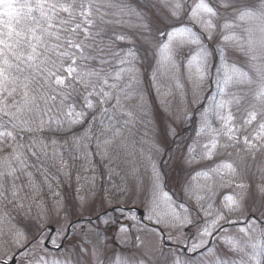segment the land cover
I'll list each match as a JSON object with an SVG mask.
<instances>
[{
	"label": "snow or ice",
	"instance_id": "obj_1",
	"mask_svg": "<svg viewBox=\"0 0 264 264\" xmlns=\"http://www.w3.org/2000/svg\"><path fill=\"white\" fill-rule=\"evenodd\" d=\"M163 8L168 10V15L163 19L154 17L146 20L140 13H135L140 19L139 27L148 33L145 37V46H152L151 33L155 31L159 39L156 42L154 55L156 57V69L153 71L152 79L156 80L157 72L161 70L179 72L184 74L193 84L194 91L198 89L205 80H210L211 68L215 67L217 78L214 81L216 92L212 95V103L204 108L202 113L201 127L197 130V136L207 133V143L203 145L202 159L211 160L217 154L220 139H226L221 148L239 147L245 155L255 157L257 153L264 152V65H251V68L259 77L258 90L255 99L260 102L261 107L248 111L243 122L237 124L234 115L227 109L231 104L240 103V97L227 93L226 89L233 84L252 83L247 72L242 71L235 65H228L225 61L223 50H220V64L209 63L210 53L204 46L203 37L211 40L214 30L217 27L216 21L220 18L221 10L226 11L232 7L230 0H195L188 3L187 0H160ZM155 7V5H153ZM114 8L120 12H131V6L123 3H113V0H0V198L8 200L10 193L12 199L9 203H16L17 187L15 180L17 173L24 170L26 166V153L37 155V151H46L48 144L55 149L58 144L57 134L71 131L72 128L84 125L87 122L84 136H77L73 133V143L80 147L81 140L87 136L95 122L100 120L101 134L111 132L103 141H97V148H104V155L107 156V149L113 141L121 136L122 129L114 126V118L125 117L122 120L124 125L132 124L135 114L125 107V103L133 99L135 89L133 85L138 82L139 72L136 67V52L132 48L123 51V55L115 50L114 41L111 37L105 41L107 32L105 25L114 21L106 19L107 9ZM191 21V26L185 23L183 17ZM237 19L241 21H258V27L264 34V0H260L258 9L249 10L246 6L240 10ZM165 21H168L165 23ZM153 24L162 25L153 27ZM199 28L197 32L195 29ZM221 27L229 30L233 25L229 22L223 23ZM124 35H115L116 41H125ZM223 41H236L239 38L235 34H225ZM249 48L252 47L251 38L248 41ZM261 49H264V35L260 41ZM187 49V53H184ZM243 51V49H240ZM184 55L186 63L178 64L176 57ZM252 60L257 59L252 56ZM118 65L115 70L113 66ZM222 73V75H220ZM126 81V82H125ZM41 84L44 89L39 96L44 101L43 109L37 104V95L34 94V85ZM82 89V91L80 90ZM228 95L231 99H224ZM216 96L221 97L217 100ZM75 97V98H74ZM59 98V107L56 112L50 115L56 106ZM139 110L143 112V96L138 103ZM32 113L36 114L33 118ZM214 114L220 127L212 126L209 115ZM91 117V119H89ZM105 117L107 120L105 121ZM67 125V127H65ZM21 133L30 134L23 137ZM51 133V135H46ZM176 137L175 129L169 127L163 136L162 142L167 143V136ZM27 139L29 142L24 143ZM67 143V138H65ZM153 147L163 153L164 149L156 143ZM87 148V145H84ZM10 150V151H9ZM189 153L193 151L191 145ZM186 163H192L188 159ZM153 168V203L162 201L171 214L173 221H178V229L183 230L193 225L189 218V210L184 209L183 215L177 212L172 203V197L160 186L161 173ZM216 173L228 177L223 181L221 187H232L233 181L238 179L236 169L232 163H219L205 172H197L192 177L195 180L199 176L210 177ZM31 183V174H27ZM264 179V177H262ZM11 181V186H7ZM239 189L234 195H225L221 205L213 208L212 204L203 210L206 219L204 226L198 233V239L188 245L185 241V250L188 253H198L206 258V264H227L216 254V250L209 245L215 238L217 232L223 231V222L236 223L228 219V214L243 211V201L251 185L241 182L235 184ZM79 191V190H78ZM255 191L264 198V183L255 186ZM123 195V192L120 193ZM236 196L239 199L235 198ZM77 200L84 203V197L77 196ZM201 198L197 197L199 201ZM113 213H123L124 209L113 205L110 197L107 201ZM23 208V204L18 205ZM39 207V205H37ZM202 207V205H201ZM213 212L215 213L213 215ZM42 212L38 213V216ZM264 216V212L261 213ZM149 219H153L150 215ZM97 221L104 224L113 223V218L108 210L96 216ZM134 219V217H133ZM90 224L91 220L88 221ZM157 225L177 227L175 223L165 222L159 216L154 221ZM245 224L261 225V232L264 234V219L256 217L245 219ZM77 224L68 220L57 236H67L68 230H75ZM129 227L120 225L119 234L129 232ZM39 236L27 239L24 231L17 229L14 232V241L17 246V254L23 252L29 264H99L101 249L99 244V232L97 242L91 247V251L83 242L78 248L65 252L66 259H49L46 241H51L53 248L59 251L62 243H57L55 238L46 235L43 226L37 230ZM82 232L83 229L81 228ZM246 233L245 228L240 229ZM224 243L232 249H237V242L231 237H222ZM91 243V242H89ZM254 249L258 246L253 245ZM241 251L243 249H240ZM264 255V247L254 252L250 259L256 264H261L260 256ZM14 260V256L9 257ZM9 260L0 259V264H9ZM108 264H149L147 257L122 258L116 256L110 259ZM173 264H184L179 257Z\"/></svg>",
	"mask_w": 264,
	"mask_h": 264
},
{
	"label": "rangeland",
	"instance_id": "obj_2",
	"mask_svg": "<svg viewBox=\"0 0 264 264\" xmlns=\"http://www.w3.org/2000/svg\"><path fill=\"white\" fill-rule=\"evenodd\" d=\"M247 1L249 4H246L245 0H230L232 7H229L226 11L221 10L220 18L216 21L217 27L214 30L213 38L209 40L207 35L203 37L204 46L210 53V64H215L216 66L220 64V50H223L226 58L225 62L228 65H235V56L234 54H230L231 50H233V53L240 51L241 48L244 49L243 51H247L246 32L248 30L249 21L237 19L238 12L243 10L242 8L245 6H248L247 8L251 10L252 6L250 5L256 0ZM187 2L194 3L195 0H187ZM213 2L219 3V0H213ZM113 3H123L131 6V12L123 11L118 15H113V13L117 11L114 8L106 10L108 13L106 19L117 22L120 30H118L116 26L113 28L112 23L105 26H107L106 28L109 33L113 30L114 35H124L126 37L125 41L129 43L130 47H124V50L127 48L134 49L137 56L136 67L139 72L138 82L133 85L135 95L133 99L125 103V107L132 110L135 114L134 122L129 125H124L122 120L125 117L118 115L114 118V126L116 128H121L122 133L113 143H116L121 149L130 153L128 159L125 158L124 160V163H127L125 167L129 170L124 175L125 183L123 195L120 199L113 200V205L121 207L124 211L122 214L118 211L115 212L121 215L119 221L114 219L115 213H109L114 221L111 223L112 226L110 228L106 229L108 224L97 221V214L110 207L107 203L108 198L105 195L97 193L96 181L98 180L93 173L96 171H91L86 174L84 177L85 179L83 177H76L78 183L82 184L80 190H82L81 197H84L83 204L76 198H73L74 201H70L71 204L66 202L61 203V201L51 202L47 201L49 200L48 198H41L43 197L42 194L40 197L37 196L41 198L38 209L35 210L34 214L26 216V222L34 224L32 229H35V226H39V229L43 226L44 229L48 225H53L56 230L52 238H55L57 243H60L63 235L57 236V232L62 230V226L68 220L73 221L82 217L84 220L77 222V228L72 230L71 238H74V242H77L74 244V248H78L83 242L88 246L89 251H91L92 245L97 242V232H99V244L97 245L101 249L99 264H108V261L114 259L116 256L129 259L147 257L149 259V264H173L177 257L184 261V264H202L201 262H206V259H211V257L206 258L205 256H201V258L196 259L197 257L195 256L196 258L194 257V261H189V258H187V260L182 258L181 252L175 249L176 246H170L171 248L164 249L161 234L157 228L162 229L168 242L185 247V241H187L188 245H190L198 239V233L204 226L205 220L212 218L204 217L203 210L207 209L209 204H212L214 209L219 207L223 196H235L236 192L239 191V189L235 187V184L244 182L252 187V190L247 193L243 201L244 210L228 214V219L234 220L236 223L223 222L224 230L215 234V238L212 240L210 247H213L216 250V254L227 261V264H235L234 259H229L232 248L226 245L222 239L224 236L231 237L238 245L236 253L241 256L238 261L242 264H256L250 257L254 252L259 251L260 247H264V245L262 242L260 244L258 242L256 244L258 247L256 249L252 248L254 252H251L249 247H252L256 237L260 236L258 232L259 224H245L244 221L250 215H255V217L249 220L256 218L257 215V217H260L261 213L264 212V198L255 191L256 185L264 183V179H262V177H264V152L257 153L255 157H252L250 155L246 156L242 148L239 147L224 149L221 148L220 145L225 144L227 141L222 138L218 144L217 154L214 155L211 160L202 159L203 145L207 143V133L199 137L196 133L201 127L204 108L212 103L211 97L216 92V85L214 83L218 75L216 68H211L210 80H205L195 91L193 84L188 80L183 69L179 72H175L174 75L171 70H161L157 72L156 80L153 81L152 74L156 69V57L154 52L159 37L155 31H153L151 33L152 46H145L144 40L145 37L148 36V33L139 27L141 21L135 13H140L146 20H152L153 16L163 19L168 15V10L161 6L160 0H136L133 3L134 6L131 4L130 0H113ZM153 5H155V7H153ZM183 19L185 23L191 26V21H189L186 16H184ZM226 21L233 25L229 30H224L221 27ZM167 22L168 21H165V23ZM156 26L162 25L153 24V27ZM135 29L136 31L134 33ZM195 30L197 32L200 31L198 27ZM225 34H235L239 38V42L223 41L222 37ZM134 45L142 46L145 50L144 53H142L144 58H142L143 61H141L139 56L140 53ZM225 47L227 50L229 49L230 59H228ZM247 48L250 49L249 45ZM183 51L186 54L188 50L184 49ZM120 54L123 55V51H121ZM148 56L149 58L147 60L146 58ZM176 60L178 64L186 63L184 55L177 56ZM113 67L115 70L119 66L114 65ZM237 67L248 73V70L242 66ZM220 75H222V73ZM248 75L251 77L252 83L230 85L229 88L226 89V92L241 98L240 91L245 90V92L254 99L259 86V77L253 76L251 72H249ZM141 96H143V112H141L138 107ZM231 98L232 97L228 95L224 97V99ZM216 99L219 100L221 97L216 96ZM254 101H256V99ZM241 103L240 99L239 104L233 103L225 109L226 112L230 111L234 115L237 124L243 122L248 110L251 109L250 105L247 108H243L240 106ZM260 106L261 104L256 106L255 102V107ZM56 108H58V106H55L53 111L49 114H55ZM243 111L247 112L244 113ZM192 118H195L194 122H196V126L192 125L193 127H189L187 130L189 133L190 128H193V133L190 134V137L192 135L191 138L183 135V141L180 142L182 145L180 146L171 145L170 141H172L174 137L170 135L167 136L166 144L162 142L163 136L169 127L175 129L176 134H178L183 128L191 125L189 121ZM89 119H91V117H89ZM104 119L106 121L107 117ZM209 119L213 127H220L214 114H210ZM65 127H67V125H65ZM87 127L88 125L86 122L84 125L72 128L71 131L58 133V144L55 146V149L51 145L50 140L46 141L48 144L47 149L53 153L72 150L91 151L95 149L105 151L103 147L97 148V141H103L106 136H111L112 133L107 132L103 135L101 134L100 120L95 122L92 129L87 133V136L81 140L79 148L73 143V133H76L77 136H84ZM20 135L28 137L30 134L21 133ZM46 135L50 136L51 133H46ZM65 138H67V143H65ZM23 142L28 143L29 141L25 139ZM154 143L164 149L163 153L157 151L153 147ZM85 144L87 145L86 149L84 148ZM189 145L193 148L191 153L188 151ZM111 150L114 151L113 144L108 147L107 152H111ZM232 154L233 156L230 159ZM137 156L140 158L141 169H139L137 164H133ZM246 157H249L252 161H240L246 159ZM188 159H191L192 163H186ZM222 162L232 163L237 171L239 178L233 181L232 187H221L222 182L226 181L228 177H224L222 181L221 176L216 173H211L210 177L199 176L195 180L192 179L197 172L208 171L216 164ZM153 163H155L156 169L161 173L159 181L160 186L172 197V203L177 212L183 215L184 209L181 205L188 208L189 218L194 222L192 226L186 227L182 231L177 230L179 226L178 221H173L171 214H165L168 213V209L164 203L162 201L157 202V204L153 203ZM256 167L258 172L254 170ZM138 172L142 173L141 176L137 174ZM91 173L93 174L90 175ZM96 173L99 174L98 172ZM254 173L257 175L254 176ZM37 174L41 175L43 173L40 170ZM34 178L35 177L32 176V180L35 183ZM47 183L48 181H46V184ZM87 185L93 186V190L87 188ZM74 196L76 197V195ZM197 197L201 199L198 201ZM235 198L239 199L238 196ZM130 207H138L144 210V221L141 220L136 211L130 210ZM39 212H42V215L38 216ZM214 214L213 212V215ZM150 215L153 219L148 218ZM157 216L165 222L175 223L177 227L165 226V224L157 225L154 222ZM260 218L264 219V216ZM89 220L92 221L91 224L88 222ZM120 225L128 226L130 229L129 232L122 235L119 234L118 229ZM98 226L105 228L104 233L98 230ZM81 228L83 229L82 232L80 231ZM241 228H245L246 233L241 232ZM15 231L16 230L9 231L4 238H0L1 259L9 260V257H12L17 251V246L14 241ZM22 231L25 232L27 239L30 240V233L25 230ZM10 232L13 233L10 234ZM44 232L46 235L49 234V230H45ZM115 246H119V249L116 250ZM72 249L73 248H68L67 245L63 246L59 251L49 249L48 258L66 259L65 252L71 251ZM240 249L249 251H241ZM50 251L58 253L51 254ZM22 259L25 260L23 253L18 255V260ZM17 264H29V262L23 263V261H21V263Z\"/></svg>",
	"mask_w": 264,
	"mask_h": 264
},
{
	"label": "trees",
	"instance_id": "obj_3",
	"mask_svg": "<svg viewBox=\"0 0 264 264\" xmlns=\"http://www.w3.org/2000/svg\"><path fill=\"white\" fill-rule=\"evenodd\" d=\"M128 1V0H127ZM136 0H130L131 4L134 6V2ZM246 4H249L247 0H245ZM253 11L258 9V6L260 4V1H255L251 3ZM248 7V6H246ZM244 9V8H242ZM155 16H153L154 19ZM113 28L116 26L118 30L119 26L117 22H113ZM259 22L258 21H249L248 22V30L246 32V43L247 46L249 45L248 41L251 38L252 40V49H248L246 46L247 51H236V53H233V50H231L230 54H234L235 61L234 64L236 66H242L243 68L251 72L253 76H257L256 72L251 68V65H264V49H261L260 47V41L262 39V34L258 27ZM109 26V25H108ZM107 27V26H105ZM137 29V28H136ZM134 30V33L136 31ZM136 35V34H134ZM111 37L114 41L115 50L118 52H121L124 50V47H130L129 43H126V41H116L114 31L112 30L110 33L107 30L105 33L104 39L105 41L108 40V38ZM138 41V39L136 38ZM135 40V41H136ZM139 43V42H138ZM138 52L140 53V59L141 61L143 56L142 53H144V49L142 46H136L134 45ZM226 49V54L228 56V59H230L229 56V49ZM244 50V49H243ZM252 56H256L257 59L252 60ZM149 56L146 58L148 60ZM144 59V58H143ZM148 65V64H147ZM145 65V66H147ZM114 70V67H113ZM251 70V71H250ZM258 77V76H257ZM34 94L37 95V104L40 106L41 109L45 107L44 101L39 99V96L43 94L44 89L41 87V84H35L34 85ZM82 91V89H80ZM241 94V105L243 108H247L249 105L251 106L250 110H253V105L256 106L260 104L259 101H254L250 95H248L245 90L240 91ZM75 98V97H74ZM56 106L59 107V98L57 99ZM261 107V106H260ZM260 107H256V109H259ZM248 110V111H250ZM246 113L247 111H243ZM33 116V118L37 119L35 113L30 114ZM195 118H192L189 123H191L190 126H187L180 131L176 137L170 141L171 145L180 146L182 145L180 142H182L183 138L182 136L185 135L190 137V134L193 133V128H190L189 133L187 132L189 127H193L192 125L196 126V122H194ZM169 143V144H170ZM93 147V146H91ZM114 151L111 150V152H107V156H105L103 153V150H91V151H85V150H72L68 152H51L48 149L46 151H37V155L33 156L31 153H26L27 159H26V166L23 171L17 173V179L15 180V184L17 187V197H16V203H9L8 200H11L12 197L10 193L8 194V200L0 198V238H4L6 236V233L9 231L14 230H25L29 232L30 234V240L33 236H37L39 226H35V229H32L34 224L26 222V216L30 214H34L35 210L38 209L37 205H40L41 198H48L51 202H59L61 203H70V201H74L73 198H76L78 195H82V184H79L76 180V177L84 178L86 174H88L91 171L93 172L97 178V193L105 195L108 199L111 197L113 200L120 199L122 195L120 194L121 191L124 192V183H125V173L129 170L126 166L127 163H124L125 158L128 159V156L130 153L127 151L121 149L119 145L116 143H113ZM10 151V150H9ZM4 155V153L0 152V156ZM233 156V154L230 156ZM252 161L249 157H246V159L240 160V161ZM137 164L139 169L140 167V158L137 156L135 162L133 164ZM256 165V164H255ZM252 166V165H251ZM89 169V170H88ZM43 173L41 175H38V171ZM256 172L257 167L254 169ZM253 171V170H252ZM30 173L35 180V183L32 180L31 176V183L29 180V176L27 175ZM91 173L90 175H92ZM139 176H141V172L137 173ZM254 176L257 174L254 173ZM85 179V178H84ZM46 181L48 183L46 184ZM7 186H11V181L8 182ZM168 186V185H167ZM87 188L90 190H93V186L87 185ZM79 190V191H78ZM43 197L39 198L40 196ZM76 195V197L74 196ZM39 196V197H37ZM36 197V198H35ZM35 198V199H34ZM34 199V201H33ZM23 204V208H20L18 205ZM71 204V203H70ZM255 216V215H254ZM258 216V215H257ZM256 216V217H257ZM261 217V216H260ZM258 226V225H257ZM259 227V237H256L254 244L256 245L258 242L259 244L262 242L264 245V234H261V225ZM23 228V229H22ZM99 231L104 233V227L98 226L97 227ZM107 229V227H106ZM34 230V231H33ZM107 231V230H106ZM33 232V233H32ZM257 232V233H258ZM13 232H10V234ZM72 237V229L70 232L69 237L65 241L64 246H68V248H74V244L77 242H74V238ZM77 241V240H75ZM253 247H249V250L251 252H254L252 250ZM244 251H249L245 250ZM231 251V250H230ZM51 254H55L58 252L50 251ZM200 257V256H199ZM183 259L187 260L189 258L188 256H182ZM241 258L240 255L236 253V249H232L231 254L229 255V259L235 260V264H240L238 260ZM189 261H194L195 258H189ZM261 264H264V255L260 256ZM29 262V259L25 260H19L18 263ZM202 264H205L206 262H201ZM242 264V263H241Z\"/></svg>",
	"mask_w": 264,
	"mask_h": 264
},
{
	"label": "water",
	"instance_id": "obj_4",
	"mask_svg": "<svg viewBox=\"0 0 264 264\" xmlns=\"http://www.w3.org/2000/svg\"><path fill=\"white\" fill-rule=\"evenodd\" d=\"M132 209L136 210V212H137L138 215L141 217V219H143L144 211H143L142 209L137 208V207H132ZM110 210H111V209H110ZM118 217H119V216L117 215L116 218L118 219ZM49 228L51 229V232L54 231V227H53V226H49ZM69 230H70V229H69ZM69 230H68V233H69ZM68 233H67V234H68ZM163 239H164V243H165V244H168V243L165 241V237H163ZM64 240H65V237H64V239H63V241H62V244L64 243ZM45 245H46L47 247H50V245L48 244V241H46ZM16 256H17V252H16V254L14 255V260H10V261H9V264H15V263H16Z\"/></svg>",
	"mask_w": 264,
	"mask_h": 264
}]
</instances>
